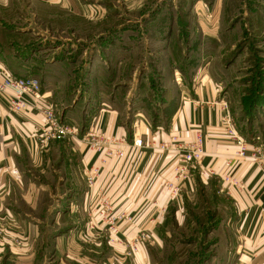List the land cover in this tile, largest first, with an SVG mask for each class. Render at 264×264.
Segmentation results:
<instances>
[{
    "label": "rangeland",
    "instance_id": "rangeland-1",
    "mask_svg": "<svg viewBox=\"0 0 264 264\" xmlns=\"http://www.w3.org/2000/svg\"><path fill=\"white\" fill-rule=\"evenodd\" d=\"M0 53L14 67H7L11 75L36 79L41 92H52L60 119L77 109L76 119L82 116L87 126L100 102L115 101L130 132L138 127L135 113L151 127L166 128L182 91L194 77L207 76L222 89L239 135L248 143L263 136L264 0H77L71 7L13 0L9 7L0 6ZM185 145L171 136L159 149ZM252 153L258 159V152ZM195 186L194 196L184 197V220L176 221V209L171 211L168 244L156 252L153 264H230L231 205L216 184ZM97 205L107 228L109 216H118L104 217ZM131 219L105 232L104 238L117 237L123 244L117 246V264H136L137 251L122 242L120 227ZM63 233L52 231L49 246ZM0 238V264L60 263L51 253L41 257L39 246L32 248L34 262L18 263L20 255L11 251L30 247L6 231H0ZM214 255L221 262H211Z\"/></svg>",
    "mask_w": 264,
    "mask_h": 264
},
{
    "label": "crops",
    "instance_id": "crops-1",
    "mask_svg": "<svg viewBox=\"0 0 264 264\" xmlns=\"http://www.w3.org/2000/svg\"><path fill=\"white\" fill-rule=\"evenodd\" d=\"M34 1L64 7L77 3ZM12 3L13 0H0L3 7ZM7 67L14 68L0 53V77L2 70L9 72ZM190 87L177 99L178 106L166 128L154 129L140 113H135L139 125L130 132L121 111L113 106L115 101H103L87 126L82 124V116L76 119L77 109L63 113L62 121L75 126L78 137L50 142L43 151L33 133L44 124L41 110L47 104L53 105L52 92H42L36 103L28 98L29 106L19 113L9 111L10 95L0 92V231H6L9 238H20L30 247L11 251L20 255L18 263L34 262L32 248L39 246L41 257L43 252L51 253L62 264H117L121 260L117 246L123 244L117 237L104 238L107 228L95 210L100 200L107 199L112 213L124 214L125 219L132 217V221L120 225L124 244L138 232L147 234L135 263L153 264L156 252L162 253L168 244L171 211L176 209L174 218L182 222L186 215L184 197L194 196L196 182L203 181L216 184L218 194L231 205L229 222L234 239L227 242V260L230 264H264V169L252 153L264 147V130L262 137H256L260 140L249 142L247 157L229 169L227 162L235 158L237 147L227 134L228 125L222 121L226 97L207 76L194 77ZM232 125L237 131L233 119ZM89 129L98 138L103 136L100 150L90 147L85 136ZM196 132L204 137V156L199 166L190 169L186 180L178 179L181 153L176 147L163 152L159 145L171 136L188 144ZM134 138L142 139L141 149L132 148ZM108 150H121L125 158L108 157ZM90 170L97 171L91 189L87 184ZM202 171L208 176H201ZM228 175L232 182L224 181ZM97 209L102 210V206L97 205ZM60 230L63 235L49 246L48 236ZM85 232L90 235L88 239ZM2 242L0 238V246ZM221 260L216 255L211 258L213 263Z\"/></svg>",
    "mask_w": 264,
    "mask_h": 264
},
{
    "label": "built area",
    "instance_id": "built-area-1",
    "mask_svg": "<svg viewBox=\"0 0 264 264\" xmlns=\"http://www.w3.org/2000/svg\"><path fill=\"white\" fill-rule=\"evenodd\" d=\"M0 92L8 93L10 98L8 100V108L11 113H19L23 109H26L29 106L28 98L31 99L34 103H36L42 97L41 85L36 79H32L30 77L19 78L11 75L8 71L2 70L0 77ZM223 111L225 112L222 121L226 123L227 126V134L231 138L234 139L235 145L237 147V152L235 154V158L231 159L227 162V167L229 169L233 168L235 163L238 162L239 159H243L247 157L249 152L250 144L246 139L241 137L238 132L235 130L232 125V118L230 115L229 104L227 102L223 103ZM42 115L44 118V124L36 128L33 133L34 138L37 140L39 144V148L41 151L45 149L47 144L50 142H61L65 140H71L77 138L79 133L78 129L70 124L62 121L56 113L54 105L47 104L42 110ZM139 118L138 116H134V118ZM134 124L136 126L139 125V121ZM90 132L86 134V138L89 141V145L93 149L100 150L101 149V139L103 136H100L99 140L94 143L96 140V135L93 130L89 129ZM91 138V140H89ZM260 140V138H257ZM204 146L205 140L201 132H196L195 138L192 142L186 144L185 146H180L177 150L181 153L180 162L177 167L178 179H187L189 175V171L191 168H195L199 166L202 158L204 156ZM143 147L142 139L134 138L132 142V148L135 150L141 149ZM257 151V150H255ZM259 154V161L261 166L264 169V147H262L261 152L257 151ZM108 157L117 156L119 158H125V154L123 151L118 150L116 152L112 150L106 151ZM14 175H18L16 171H13ZM201 176H208V172L202 171L200 173ZM96 170H90L87 176V183L89 188H93L96 183ZM226 182L231 181V175L226 176L224 178ZM105 200L104 205L102 204L104 217L112 215V207L110 202L107 199ZM123 217L109 216V221L106 222L107 228L109 230H114L122 220ZM89 229H93V226H89ZM117 231V230H116ZM147 240V234L145 232H139L136 234L129 246L131 251L136 254L138 252L139 247Z\"/></svg>",
    "mask_w": 264,
    "mask_h": 264
},
{
    "label": "trees",
    "instance_id": "trees-1",
    "mask_svg": "<svg viewBox=\"0 0 264 264\" xmlns=\"http://www.w3.org/2000/svg\"><path fill=\"white\" fill-rule=\"evenodd\" d=\"M156 125H157V124H156ZM157 127H158V126H156V127H153V128L155 129V128H157Z\"/></svg>",
    "mask_w": 264,
    "mask_h": 264
}]
</instances>
